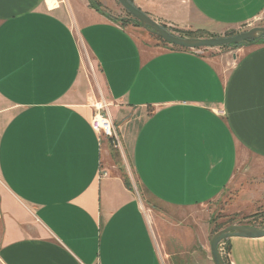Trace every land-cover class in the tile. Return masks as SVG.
I'll return each mask as SVG.
<instances>
[{
    "label": "crops",
    "instance_id": "obj_1",
    "mask_svg": "<svg viewBox=\"0 0 264 264\" xmlns=\"http://www.w3.org/2000/svg\"><path fill=\"white\" fill-rule=\"evenodd\" d=\"M54 1L0 0V263L183 264L180 247L191 264H214L212 204L264 163V42L210 58L139 41L88 0ZM132 3L180 31L237 28L264 11V0ZM90 72L123 166L174 211L163 246L113 140L91 128ZM227 246L231 264H264V237Z\"/></svg>",
    "mask_w": 264,
    "mask_h": 264
},
{
    "label": "rangeland",
    "instance_id": "obj_2",
    "mask_svg": "<svg viewBox=\"0 0 264 264\" xmlns=\"http://www.w3.org/2000/svg\"><path fill=\"white\" fill-rule=\"evenodd\" d=\"M99 7L107 12L108 14L112 15L114 21H117L120 25L128 26L133 32L136 38L139 41H150V42H159L164 43L162 39L158 38L154 34L148 32L144 28L141 27L139 22L133 18L128 11H126L116 0H95ZM167 26V25H166ZM169 30H171L173 34L179 36L180 32L179 29L174 28L172 26H167ZM253 27H264V11L254 20L239 26L237 28H228L222 31H205L203 29L197 28L192 33L193 37H229L235 34L241 33ZM182 37V36H181ZM187 37V36H183ZM248 42H264V37L258 41H248ZM240 44H231L227 46L221 47H209V48H199V49H191V50H198L203 52L207 57L213 58L218 55V52H224L231 48H234ZM174 48H179L176 46H172ZM90 70V69H89ZM90 79H91V86H90V100L91 106L93 109V104L96 102H103L108 107L110 102L108 101V95L106 93L105 87L103 84L97 80V78L90 72ZM107 107L104 112L105 115H109L107 112ZM94 112V109H93ZM93 114V113H92ZM108 150L110 155L115 159L116 163L119 168L123 172V176L127 179L130 188H135L137 192V198L139 199L140 203L144 206V212L146 213V218L153 230V233L158 238V242L162 243V246L165 241V237H162V230L166 229L167 224L164 223L163 214L172 215L174 213L173 210H168L164 208V205L160 202L156 201L154 198L148 196L143 192L140 188L138 182L135 180L133 174L128 173L127 166L124 167L122 163V156L120 155L121 149L118 146V143L108 141ZM116 156V157H115ZM113 159V160H114ZM254 164V160L250 161ZM259 170L260 172H258ZM257 170L251 169L246 175L245 178L239 174L237 175L236 186L242 181L240 184L242 188L232 190V192L224 194L219 199L213 202V213L211 215V223H212V235L220 229L225 228L231 224H240V225H252L255 227H264V163H257ZM258 172V173H257ZM134 180V181H133ZM251 200L254 202L253 206L250 204ZM247 204V205H246ZM245 205L247 207H245ZM243 209V210H240ZM162 214V215H161ZM161 215V220H159V216ZM171 222V221H170ZM177 223V222H174ZM173 223V224H174ZM218 248L220 249V254L225 262V264H231L229 260L228 254V246H227V239H224L218 243ZM173 245V244H172ZM170 249L172 250L171 245L169 244ZM168 245H165L163 248L166 253L170 252ZM187 248H180L177 247L174 250L177 251V254H181L179 252H183L181 254V261L184 262L183 264H191L189 259V253L185 250ZM210 252V246H209ZM228 254V257L225 256ZM184 257V258H183ZM195 261L201 262L200 259H195ZM1 264V263H0Z\"/></svg>",
    "mask_w": 264,
    "mask_h": 264
},
{
    "label": "water",
    "instance_id": "obj_3",
    "mask_svg": "<svg viewBox=\"0 0 264 264\" xmlns=\"http://www.w3.org/2000/svg\"><path fill=\"white\" fill-rule=\"evenodd\" d=\"M116 1L140 23L142 28L154 34L171 46L183 49H199L221 47L231 44H243L251 40L258 41L264 37V27H253L229 37H181L169 32L161 24L141 11L129 0ZM230 237H264V227L231 224L215 232L209 240L210 256L214 264H225L222 255L218 250V243Z\"/></svg>",
    "mask_w": 264,
    "mask_h": 264
},
{
    "label": "built area",
    "instance_id": "obj_4",
    "mask_svg": "<svg viewBox=\"0 0 264 264\" xmlns=\"http://www.w3.org/2000/svg\"><path fill=\"white\" fill-rule=\"evenodd\" d=\"M93 109L94 112L90 120L91 128L94 130V132H96V134H98V136L109 137L113 140L115 144V142H117V137L114 130V126L109 116L102 113L104 112V110H106V104L103 102H96L93 104ZM218 250L220 252L219 248ZM225 256L228 257V254H226Z\"/></svg>",
    "mask_w": 264,
    "mask_h": 264
},
{
    "label": "trees",
    "instance_id": "obj_5",
    "mask_svg": "<svg viewBox=\"0 0 264 264\" xmlns=\"http://www.w3.org/2000/svg\"><path fill=\"white\" fill-rule=\"evenodd\" d=\"M129 1L132 2V0H129ZM88 2H89V5H90L91 7L95 8L96 10H101L103 13H105V12L99 7V5L96 3L95 0H88ZM139 24H140V23H139ZM163 27H164L165 29H167L169 32H172V31L169 30L165 25H163ZM178 31L180 32V35H179V36H182V37H183V36L193 37L192 33H194V32H190V31H180V30H178ZM111 140H112V139H111ZM119 171H120V173H121V175H122V177H123V180H124L125 185H126L128 188H130V185H129L127 179L123 176V172H122V170L120 169Z\"/></svg>",
    "mask_w": 264,
    "mask_h": 264
},
{
    "label": "bare ground",
    "instance_id": "obj_6",
    "mask_svg": "<svg viewBox=\"0 0 264 264\" xmlns=\"http://www.w3.org/2000/svg\"><path fill=\"white\" fill-rule=\"evenodd\" d=\"M55 1L54 0H48V2H47V4L49 5V6H54L55 5Z\"/></svg>",
    "mask_w": 264,
    "mask_h": 264
}]
</instances>
